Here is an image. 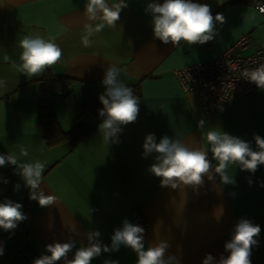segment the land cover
Masks as SVG:
<instances>
[{
    "label": "crops",
    "instance_id": "obj_1",
    "mask_svg": "<svg viewBox=\"0 0 264 264\" xmlns=\"http://www.w3.org/2000/svg\"><path fill=\"white\" fill-rule=\"evenodd\" d=\"M231 1L194 0L210 5L213 16L219 13L225 18L223 24L216 23L214 39L203 45L162 43L154 37L152 17L145 12L151 0H125L128 6L122 9L117 26L94 32L89 37L91 46L85 47L82 37L87 28L101 22L88 19L87 0H0V81L4 82L0 154L15 153L21 163L44 162L41 188L56 197L54 205L41 207L29 199V190L13 174V166L0 168V202L7 198L21 203L28 217L14 230L0 229L4 249L0 264H33L41 255H50L46 245L54 242L71 239L77 247L87 246V233L93 230H99L101 241L110 244L114 228L125 218L131 222L138 212L148 222L143 227L145 247L167 241L165 258L178 256V264H202L208 253L216 260L221 255L226 258L225 242L236 223L248 219L261 228L251 264H264V165L252 174L229 164L227 172L235 184L224 185L213 171V178L205 176L203 186L194 191L190 186H161V178L149 171L157 154L143 156L145 136L154 133L157 142L168 136L204 148L211 159L206 133L214 128L250 141L257 150L253 134L264 137V89L206 116L198 95L185 91L175 75L176 69L213 59L243 35L247 46L237 51L243 56L264 45V18L254 9L255 0ZM25 36L51 40L60 47L61 60L46 69L66 79V87L40 88L37 78L44 72L31 76L22 71L19 42ZM110 64L121 69L119 79L134 90L140 104L136 121L121 126L119 143L106 144L98 131L103 119L98 110L103 108L99 95L105 91L100 82ZM39 103L51 106L63 132L77 123L95 128L74 146L69 141L48 145L39 122ZM201 120L203 129L198 128ZM21 147L28 149L27 157L20 155ZM17 183L21 188L13 191ZM74 252L68 253L67 260ZM105 259L137 262L136 254L123 245L91 264H103Z\"/></svg>",
    "mask_w": 264,
    "mask_h": 264
},
{
    "label": "clouds",
    "instance_id": "obj_2",
    "mask_svg": "<svg viewBox=\"0 0 264 264\" xmlns=\"http://www.w3.org/2000/svg\"><path fill=\"white\" fill-rule=\"evenodd\" d=\"M128 5L125 0L119 3L109 4L108 0H87L85 4L86 15L89 20H100L95 27L89 26L82 37V43L89 47L92 41L89 39L94 32L103 30L104 27L117 26L122 9ZM145 12L152 17L154 37L162 43L179 45L182 41L189 45L205 44L216 36V23L223 24L225 18L222 14L212 15L210 5L194 2V0H151L147 3ZM19 47L21 53L22 71L35 76L45 71L62 58V50L51 40L41 37L25 36ZM7 59V57H5ZM121 69L115 64H110L104 70L101 85L105 91L99 95V101L103 108L98 110L102 117L98 125V131L102 134L106 144L119 143L118 134L122 132L123 125L135 122L139 112L140 99L134 94V90L120 79ZM245 79L253 82L260 89H264V65L245 72ZM4 82L0 81V87ZM205 121L198 122V128L203 129ZM208 145L211 148L212 158L209 159L208 151L200 147H190L178 138L163 136L157 142L154 133L145 136L143 143V156L156 153L155 163L149 171L161 178V186H170L173 189L190 186L195 191L204 184V177L213 178V171L220 177L224 185L235 184L233 176L227 172L229 164H238L240 170L254 174L260 165H264V137L253 134L256 149L250 141L230 135L220 129H211L206 133ZM20 155L27 157L28 149L21 147ZM212 160L217 161L213 166ZM13 166V174L18 175L29 190V199L35 200L41 207H47L56 203L54 195H46L41 188L42 174L45 163L36 160L31 163H21L15 154H0V168ZM7 184V179H3ZM251 184V180H249ZM264 186V185H262ZM19 183L13 186V191H19ZM23 205L5 198L0 202V229L9 232L17 228L20 222L28 219L22 211ZM259 225L250 220L241 218L233 229V235L224 244L225 252L229 253L225 258L220 256L216 260L211 253L205 255L202 264H251L252 248L258 246L257 237L260 235ZM145 229L133 224L129 219L122 220L120 227L114 228L110 237V244H104L99 230L87 233V246L77 247L74 240L60 243L54 242L46 245V252L50 255H41L33 264H56L66 260V264H91V262L107 253H115L123 245L129 248L137 256L136 264H173L179 262L180 257L165 253L170 245L167 241H160L149 247H145ZM75 249L74 256L67 260L68 253ZM4 255V249L0 246V256ZM103 264H119L118 260L105 259Z\"/></svg>",
    "mask_w": 264,
    "mask_h": 264
},
{
    "label": "built area",
    "instance_id": "obj_3",
    "mask_svg": "<svg viewBox=\"0 0 264 264\" xmlns=\"http://www.w3.org/2000/svg\"><path fill=\"white\" fill-rule=\"evenodd\" d=\"M253 7L264 18V1H255ZM247 42V36L243 35L213 59L194 62L175 70L180 86L198 95L206 116L217 113L243 95L262 90L245 79V72L264 65V45L243 56L237 51L245 48ZM131 222L141 227L148 225L140 212L133 215Z\"/></svg>",
    "mask_w": 264,
    "mask_h": 264
},
{
    "label": "trees",
    "instance_id": "obj_4",
    "mask_svg": "<svg viewBox=\"0 0 264 264\" xmlns=\"http://www.w3.org/2000/svg\"><path fill=\"white\" fill-rule=\"evenodd\" d=\"M238 2L242 0H232L231 2ZM256 1V0H255ZM230 1H228L229 3ZM262 2V1H261ZM225 4V3H224ZM260 14V13H259ZM43 89H52L58 87H66L67 80L62 76L55 74L52 70L46 69L40 78H37ZM88 103L84 100L83 105ZM86 109V107H83ZM39 122L42 124L45 131V141L48 145H53L59 141H69L72 146L76 145L84 139L90 131L95 127H86L82 123H77L70 130L63 132L59 129V124L53 119V111L48 104L39 103ZM101 120H99L100 122Z\"/></svg>",
    "mask_w": 264,
    "mask_h": 264
},
{
    "label": "rangeland",
    "instance_id": "obj_5",
    "mask_svg": "<svg viewBox=\"0 0 264 264\" xmlns=\"http://www.w3.org/2000/svg\"><path fill=\"white\" fill-rule=\"evenodd\" d=\"M246 56V55H245ZM38 86H40V88H41V85H40V82H38ZM89 118H90V116H88Z\"/></svg>",
    "mask_w": 264,
    "mask_h": 264
}]
</instances>
